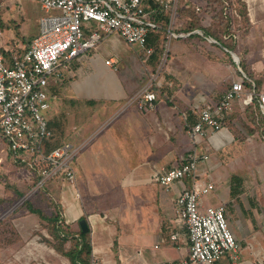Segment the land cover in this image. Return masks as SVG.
Masks as SVG:
<instances>
[{
	"label": "crops",
	"instance_id": "0c3cea01",
	"mask_svg": "<svg viewBox=\"0 0 264 264\" xmlns=\"http://www.w3.org/2000/svg\"><path fill=\"white\" fill-rule=\"evenodd\" d=\"M25 1L0 0V27L16 23L14 8ZM230 1L234 7L241 2L246 19L233 7V13L226 15L225 1L221 9L231 28L218 25L224 29L218 32L222 39H214L217 43L206 39L212 36L202 24L192 30L184 24L193 21L191 14L201 17L203 12L181 10L177 32L200 29L203 35L191 33L172 40L164 67L163 32L153 33L150 41L154 53L160 48L159 58H147L138 46L129 44L123 47L113 42L106 48L107 41L115 38L111 35L74 60L62 81H52L45 115L55 134L53 145L70 141L84 149L74 163L76 187L56 180L40 196L48 210L49 199L55 202L59 225L67 226L72 239L81 242L80 230L89 231L91 264L183 262L190 242L184 226L175 221V201L196 183L214 185L211 194L202 197V205L225 207L241 246L236 258L228 256L214 264H264V140L261 127L247 120L246 108L252 104L243 103L244 95L234 100L224 118V130H209L197 143L190 134L201 110L219 103L232 84L241 80L242 72L247 74L240 60L251 72L264 73V0ZM24 22L17 21L16 32L5 29L0 37L3 53H22L39 35L40 26L35 32ZM14 32L29 38V43L15 39L9 45L7 37ZM229 44L237 48L235 59L227 49ZM101 45L106 56L98 51ZM256 48H261L258 54ZM116 56L121 59L118 67ZM109 59L113 66L105 64ZM153 75L157 99L153 107L141 108L140 100ZM193 154L209 155L200 162L195 177L175 182L168 189L155 181L156 174L179 166ZM8 158L0 143V162ZM17 195L24 198L26 193L0 189V264H56L53 251L69 262L62 264H71L50 244L53 237L47 235L51 242L40 235L33 237L34 231L45 228V222L34 218L38 215L32 213L28 200L23 210L16 206ZM173 234L177 240L171 239ZM72 239L67 250L72 248Z\"/></svg>",
	"mask_w": 264,
	"mask_h": 264
},
{
	"label": "built area",
	"instance_id": "2783aa9c",
	"mask_svg": "<svg viewBox=\"0 0 264 264\" xmlns=\"http://www.w3.org/2000/svg\"><path fill=\"white\" fill-rule=\"evenodd\" d=\"M38 1L47 13L55 11L54 15L41 19L39 35L22 53L5 50L9 52L7 55L0 48V143L9 159L26 169L27 179L37 192L56 180L74 187L77 184L74 163L84 146L66 141L51 148L55 134L45 115L50 108L52 81H62L70 73L74 60L116 34L127 44L138 46L149 58L154 54V48L149 45L150 35L163 32L161 67H164L172 40L191 33L203 35L200 29L189 33L176 30L181 10L192 8L202 14L203 6L192 0ZM225 10L226 15L233 13L228 2ZM2 34L0 30V37ZM206 39L217 43L212 37ZM232 55L235 59L236 53ZM105 64L113 66L114 62L109 59ZM155 81L153 75L140 100L141 108L153 107L157 99L153 90ZM246 83L250 84V91ZM244 95L243 103L253 105L256 101L264 119V85L259 89L255 80L242 72L241 80L232 84L219 103L201 110L198 123L190 131L194 142L209 130L215 133L224 130V118L232 110L234 100ZM208 159L209 155L193 154L179 166L156 174L155 181L168 189L175 182L195 177L200 162ZM213 190L212 183L205 186L196 183L182 191L175 201V221L184 226L190 242L189 253L180 264H214L228 256L236 258L241 250L229 226L225 207L202 205V197ZM177 238V234L171 236L172 240Z\"/></svg>",
	"mask_w": 264,
	"mask_h": 264
},
{
	"label": "rangeland",
	"instance_id": "374dc122",
	"mask_svg": "<svg viewBox=\"0 0 264 264\" xmlns=\"http://www.w3.org/2000/svg\"><path fill=\"white\" fill-rule=\"evenodd\" d=\"M193 2H196L197 4H200L201 6H203V12L206 14L204 16V18L202 19V25L204 27H208L212 24V27L210 29L214 30V32L217 34L218 32H222L224 28H220L218 25H220V23L218 22V13L221 12V7L220 6H216L214 4H210V2H214L217 0H192ZM226 2H229V4L231 5V7L236 8V11L242 16V18L245 20L244 16H243V7H241L240 5H237V3H235V1H233V3H235V7L232 4V2L230 0H225ZM224 1V2H225ZM206 2H209V4H204ZM219 3V2H218ZM217 3V4H218ZM205 6V9H204ZM219 7V8H218ZM15 13H14V17H12V19H14L16 21V23H11L8 22L6 23V25L1 26L0 29L1 31L4 33L5 29H13L15 32L18 29V26H15V24H17V21L20 23L22 20H24L25 25L28 24L31 26V28L36 32L38 31V28L40 26V21L43 17L46 16H50V15H54L55 11H52L50 13H47L43 8L41 3L38 0H26L25 3L23 2V4H20L18 6H16L14 8ZM219 10V11H218ZM247 13V11H246ZM230 18V17H229ZM212 20L214 22H212ZM221 26V25H220ZM14 32V36L13 37H7V43L9 45L13 44L16 40H20V41H24L25 39V45H27L29 43V38H23L20 36V33L17 32L15 34ZM40 32V29H39ZM13 33V32H12ZM115 38L118 37L120 40V42L118 40H116L115 38H112V40L107 41L106 43V48H110V44L113 42L118 43L116 46H119V44L121 43L123 45V47L129 46L127 45V43L119 36V35H113ZM16 39V40H15ZM13 40V41H11ZM112 41V42H111ZM3 42L4 41V37H3ZM125 44V45H124ZM104 45H101V47L99 48V52H101L102 55L106 56L107 54V50H105V48L103 47ZM128 48V47H126ZM2 52H4V48L1 49ZM237 51V48H233V53ZM257 50V54L258 52L261 50V48H256ZM264 50V49H263ZM94 52V51H93ZM245 54H247L246 49H244ZM114 55V54H113ZM264 56V55H263ZM83 56H81L82 58ZM85 57V56H84ZM80 59V58H79ZM116 63H117V67L119 65V63L121 62L120 57L116 56ZM241 62V67L242 70L247 72V74L250 76L251 79H254L258 88H262L263 82H264V73L263 72H259L258 74L251 72V70H248L246 68L245 63L240 60ZM263 70V69H262ZM121 72V71H120ZM250 72V73H249ZM258 72V71H257ZM260 82V83H259ZM247 90H249V87H247ZM246 113H247V120L248 122H251L254 126H257V122L255 121L256 115L259 114V111L255 108V106L253 107H248L246 108ZM243 114V113H242ZM250 116V117H249ZM251 118V119H250ZM243 123H246L245 120H243ZM251 126V125H250ZM259 127V126H257ZM28 173L26 172L25 168H22L21 166L13 163L11 161V159H6L4 160V162H0V189H13L16 191H20V193L25 192L26 195L24 198H20L18 195L17 197H15V200H17L16 202V206H21L20 208L22 209L25 206V201L28 200V202H31L30 204H32L34 207L39 208V209H44L43 213L45 216H50L51 214L54 213L55 211V207L53 205H51L49 208L51 210H48L43 203L47 204L45 202V200H41V196L43 193L42 192H37L35 185L33 183L30 182V180L27 179ZM42 193V194H40ZM15 196H16V192H15ZM207 198H209V196H207ZM25 209V208H24ZM41 209V210H42ZM23 210V209H22ZM39 223H41L43 220L39 218V216L34 217ZM46 224V223H45ZM45 224H43L45 226ZM40 235L41 237L45 238H49V242L50 241V237H52V235L50 234V230H47V228H43V229H37L36 231L33 232V237H36ZM50 237H48V236ZM51 244V243H50ZM49 250L53 251L52 248H49ZM54 254V255H53ZM51 255L54 257V259L56 260V264H62L63 262H68V260H66L65 258H61L55 255L54 251L53 253H51ZM69 263V262H68ZM67 263V264H68Z\"/></svg>",
	"mask_w": 264,
	"mask_h": 264
},
{
	"label": "trees",
	"instance_id": "16d2710c",
	"mask_svg": "<svg viewBox=\"0 0 264 264\" xmlns=\"http://www.w3.org/2000/svg\"><path fill=\"white\" fill-rule=\"evenodd\" d=\"M219 2V3H218ZM218 3V4H217ZM240 5L241 2L239 1ZM204 4H209V2H206ZM210 4H214L216 6H221L223 7L224 5V0H217L214 2H210ZM221 7V8H222ZM219 8V7H218ZM220 8V9H221ZM205 9V6H204ZM243 9V16L246 19V9ZM219 11V10H218ZM204 13V12H203ZM192 15L193 21L192 22H184V24L187 27V30H192L195 28L196 25L202 24V19L204 18V16L206 15L205 13L203 15H201V17L196 16V15ZM185 16V12L182 11L181 13V19H183V17ZM218 22L220 23L221 26H224V28H231V25L229 23L225 22V17L223 15V11L221 9V12L218 13ZM212 22H214L212 20ZM229 24V25H228ZM212 27V24L208 27H203L205 33L207 35L212 36L214 39L218 38V39H222V37L219 35V33H215L214 30L210 29ZM152 38V34L150 35L149 38V45H150V41ZM230 48H227L229 51L233 52V46H231L229 44ZM235 52V50H234ZM159 58L160 57V48H155V53L152 55V58ZM248 75V74H247ZM249 76V75H248ZM250 77V76H249ZM260 83V82H259ZM264 85V82H263ZM262 85V86H263ZM246 86L249 87V89H251L250 84L246 83ZM255 106V108L259 111V115H256L255 121L257 122L258 126L261 127V129L263 130L264 128V119L260 113V109L259 106L257 104V102L255 101V103L253 105H251V107ZM50 128V126H49ZM60 145V144H58ZM57 144L53 145L51 148H55L58 146ZM45 189H42L39 192H42L40 194L45 195ZM31 202H28L27 205L28 207L31 209L32 213L38 215L39 217L42 218V220L46 223L45 224V228H47V230H50V234L52 235V237L55 239L54 243H51L53 245L54 248H56V250L62 254L63 256L67 257L68 259H70L71 264H91V245H90V235H89V231L88 230H80L79 232V236L81 237V242L77 241L76 239H72V235L71 232H69L67 229V226H64L62 224L59 225L60 222V217H59V213L55 212L51 215V216H45L43 211L39 208L34 207L32 204H30ZM49 205H53L55 207V202L52 201L51 199H49ZM56 209V208H55ZM227 215V213H226ZM73 241V245L72 248L70 250L66 249V244L67 242H69V240ZM76 240V241H75Z\"/></svg>",
	"mask_w": 264,
	"mask_h": 264
},
{
	"label": "water",
	"instance_id": "95a60500",
	"mask_svg": "<svg viewBox=\"0 0 264 264\" xmlns=\"http://www.w3.org/2000/svg\"><path fill=\"white\" fill-rule=\"evenodd\" d=\"M82 226H84V222H81Z\"/></svg>",
	"mask_w": 264,
	"mask_h": 264
},
{
	"label": "bare ground",
	"instance_id": "6f19581e",
	"mask_svg": "<svg viewBox=\"0 0 264 264\" xmlns=\"http://www.w3.org/2000/svg\"><path fill=\"white\" fill-rule=\"evenodd\" d=\"M237 59V58H236ZM238 60V59H237Z\"/></svg>",
	"mask_w": 264,
	"mask_h": 264
}]
</instances>
